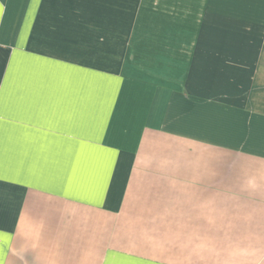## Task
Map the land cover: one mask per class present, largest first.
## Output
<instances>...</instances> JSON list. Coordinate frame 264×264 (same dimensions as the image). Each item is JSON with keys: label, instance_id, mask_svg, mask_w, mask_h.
Masks as SVG:
<instances>
[{"label": "crops", "instance_id": "obj_1", "mask_svg": "<svg viewBox=\"0 0 264 264\" xmlns=\"http://www.w3.org/2000/svg\"><path fill=\"white\" fill-rule=\"evenodd\" d=\"M0 264H264V0H0Z\"/></svg>", "mask_w": 264, "mask_h": 264}]
</instances>
